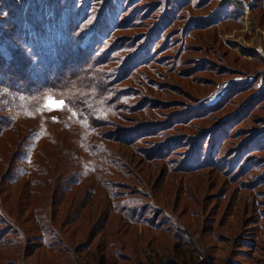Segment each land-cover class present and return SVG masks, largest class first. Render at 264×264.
Returning a JSON list of instances; mask_svg holds the SVG:
<instances>
[{"label": "rangeland", "instance_id": "obj_1", "mask_svg": "<svg viewBox=\"0 0 264 264\" xmlns=\"http://www.w3.org/2000/svg\"><path fill=\"white\" fill-rule=\"evenodd\" d=\"M256 1L244 0L240 23L218 25L225 0H0V43L22 48L41 27L61 36L54 20L71 19L70 50H91L85 80L101 72L120 99L103 138H131L82 155L81 130L58 133L52 101L45 139L27 136L14 156L33 121L2 135L0 264H264Z\"/></svg>", "mask_w": 264, "mask_h": 264}, {"label": "trees", "instance_id": "obj_2", "mask_svg": "<svg viewBox=\"0 0 264 264\" xmlns=\"http://www.w3.org/2000/svg\"><path fill=\"white\" fill-rule=\"evenodd\" d=\"M13 1L15 7L18 0ZM225 1V9H217L218 17L213 14L219 19L218 25H222L224 21L240 23L244 17V9L249 6L244 0ZM229 2L234 5L227 7ZM255 3L253 7H258L264 0H257ZM30 9L33 10L32 7ZM26 15L33 16L30 12ZM221 15H224V19L220 18ZM41 17L45 19L43 24L50 23L47 16ZM36 21L38 22L35 23H39L40 20ZM54 23L56 26L53 31L61 36L46 34L41 27L38 35L33 36L35 39L31 37L26 40L22 48L15 43H0V137L11 130L17 131V126L25 118L33 123L17 146L20 151L14 156L21 155V144L27 136L36 137L37 141L45 139L38 126L45 120L42 115L47 114L46 111L43 113L42 107L47 101H52L60 103V111L64 115L53 123L59 129L58 133H65L71 126L81 130L78 131L80 137L77 142L82 155L98 156L103 141H130L129 135L122 133L118 137L106 135L103 138L100 129L110 125L109 118L117 113L114 104L120 99L109 97L111 86L103 82L101 72H96V79L85 80L87 76L94 75L92 69L84 72L86 67H90L86 58L91 50L89 47L81 51L70 50L75 41L71 19L62 20L60 17ZM193 29L204 30V26ZM31 41L33 46L30 45ZM53 140L52 136L50 141ZM49 161L55 163L53 158ZM126 213L129 219L136 218L131 212Z\"/></svg>", "mask_w": 264, "mask_h": 264}]
</instances>
